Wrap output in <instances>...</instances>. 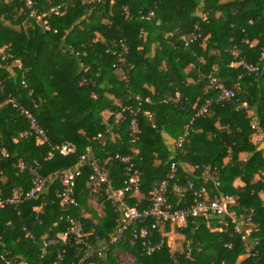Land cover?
Segmentation results:
<instances>
[{
  "label": "trees",
  "instance_id": "trees-1",
  "mask_svg": "<svg viewBox=\"0 0 264 264\" xmlns=\"http://www.w3.org/2000/svg\"><path fill=\"white\" fill-rule=\"evenodd\" d=\"M32 4L30 9L24 0L0 4V147L7 153L0 162V197L30 191V174L19 170L22 162L39 166L40 174L48 177L76 166L85 154L105 162L116 186L122 187L124 166L115 156L128 155L135 146L139 152L135 158L143 161V178L141 194L130 199L131 206H148L154 183L167 177L175 157L181 187L189 178L198 188L205 183L214 197L238 196L239 206L257 210L261 255L240 260L244 248L239 237L212 234L202 220H194L184 232L173 230L175 241L185 242L174 258L166 239L160 252L149 255L141 242L127 236L105 258L96 256L85 264H122L116 254L124 252L135 257V264H264V209L258 197L263 185L257 181L264 174V157L253 141L252 125L255 121L264 132V61L258 76H249L238 66L240 59L257 63L261 56L264 0H32ZM52 10L61 15L52 14L51 29L44 31L32 13ZM122 57L129 87L114 67ZM209 75L225 89L239 84L236 97L218 101L220 91L209 87ZM134 96L143 99L146 113L139 119L142 135L137 145L130 144L129 122L117 120L112 99L125 106L135 104ZM10 98L37 117L53 146L74 144L76 154L63 157L54 152L46 160L51 148L34 137H21L30 125L8 103ZM210 99L207 112L198 116ZM239 102L248 108L237 110ZM105 111L114 114L107 121ZM165 136L175 142L185 138L183 148L173 153ZM60 190L55 183L44 200L0 209V264H51L58 262L64 248L58 264H79L83 252L70 246L51 247L41 257L43 239L64 232L67 216L104 240L115 231L119 213L103 194L92 197L89 171L84 170L78 181L77 207L60 206ZM171 203L174 209L185 207L177 193ZM24 228L34 239L25 238ZM158 241L160 234L155 232L153 242ZM229 241L234 243L232 250L224 247Z\"/></svg>",
  "mask_w": 264,
  "mask_h": 264
},
{
  "label": "built area",
  "instance_id": "built-area-1",
  "mask_svg": "<svg viewBox=\"0 0 264 264\" xmlns=\"http://www.w3.org/2000/svg\"><path fill=\"white\" fill-rule=\"evenodd\" d=\"M6 0H0V4H3ZM100 2L101 0H92ZM26 7H32V0H24ZM37 21L40 23L44 31H49L50 18L52 14L60 16L61 13L58 10H52L49 13L38 15L36 11L32 13ZM150 17H154V13L149 14ZM191 42V41H187ZM255 43L250 44L253 47ZM122 55L128 54V48L126 41L121 42ZM237 57V55H236ZM264 61V46L262 48L261 56L257 63H249L244 59H240L238 66L249 76H258L262 70V63ZM126 61L122 57L119 65L114 66L121 74L123 80L126 82V86L129 87V80L125 72ZM209 87L220 91L218 101H231L236 97V92L239 90V84H236L233 88L225 89L223 84L216 79L213 75H209ZM25 85V83H23ZM176 97H180V93H176ZM134 103L121 105L116 103L118 112L115 113L117 120L124 119L129 122V142L132 145H137L140 141L142 131L140 128V116L146 114L143 111V99L140 96H134ZM8 103L13 106L14 109L20 111L21 115L29 122L30 131L25 132L21 137H34L41 144H47L52 153L46 160H51L54 152L59 153L63 157H69L77 152V148L74 144L63 143L61 145L53 146L47 136L46 131L40 126L38 119L29 110L21 107L14 98H10ZM212 104V100L206 101L204 107L199 111L198 116L204 115ZM246 103H240L237 106V110L247 109ZM249 113V112H248ZM114 115L110 113V117ZM253 128L255 130L254 137H259V142L256 144L259 146L260 151L264 157V132L257 128L255 121H253ZM101 137V136H99ZM185 138H181L176 142V149L183 148ZM173 152V153H174ZM231 152V149H229ZM139 154L138 149L134 146L130 154L122 156L116 155L115 159L124 166L122 187H117V181L114 180L109 169L106 167V163L102 162L99 158L85 154L81 156L78 164L72 168L64 171L56 172L55 174L43 177L40 174L39 166H33L29 163L22 162L19 165L21 172H27L31 176V189L26 194H21L18 191H13L10 197L2 199L0 197V209H4L9 206H17L25 200H44L46 194H48L49 186L55 183L61 185V190L58 192L57 197L60 202V206L77 207L76 190L79 179H81L84 170L89 171V184L91 187L92 197L103 194L109 204L117 210L118 218L116 219L115 231L110 235L107 240L101 239L95 232H87L85 224L78 221L75 218L67 216L66 218V230L59 233L54 239H43V246L40 250L41 257H45L51 247H75L83 252L82 258L79 264H85L91 261L97 256L99 259L106 257L110 248L116 247L119 243L125 242L127 236L135 241H139L147 254H156L160 252L167 240L168 246H170L168 240L172 238L173 230H179L184 232L194 220H202L206 229L212 234H221L227 236L230 240L237 237L240 238L244 253L239 257L240 260L256 259L261 255L258 232L260 230L257 220L259 218L258 212L254 208L241 207L238 204L239 197L237 196H225L214 197L211 192L204 185L199 188L195 183L187 178L185 187H181L180 182V165L172 157L169 172L164 180L156 181L153 185V189L147 199L148 206L143 209L133 207L130 204V199L134 196H140L142 185V159L135 158ZM7 157L6 151L0 147V162ZM231 161V157L228 158ZM0 175L2 173L0 172ZM213 180H216L218 173L215 172ZM211 176V177H212ZM207 180L208 177H205ZM205 180V181H206ZM257 181L263 185V188L258 192V197L261 200L262 208L264 209V174L257 177ZM173 193L180 195L181 203L185 205L184 208L174 209L171 203V196ZM92 200V198H91ZM25 238L34 239V236L24 228ZM155 232L160 234V241L153 242ZM171 236V237H170ZM171 247V246H170ZM226 249L232 250L234 243L232 241L226 242ZM66 253L65 248L59 250L58 262L63 261ZM171 258H174L176 251L171 250ZM122 254V253H121ZM124 254H130L124 252ZM54 262L51 264H58ZM22 264H28L26 261Z\"/></svg>",
  "mask_w": 264,
  "mask_h": 264
},
{
  "label": "rangeland",
  "instance_id": "rangeland-1",
  "mask_svg": "<svg viewBox=\"0 0 264 264\" xmlns=\"http://www.w3.org/2000/svg\"><path fill=\"white\" fill-rule=\"evenodd\" d=\"M17 63H15L16 65ZM18 65V64H17ZM248 116L250 118L253 117V113L252 112H249L248 113ZM254 123L252 122V125ZM260 138L259 137H253V141L256 143V142H259ZM246 156L245 155H242L241 156V160H245ZM228 161V160H227ZM40 209L37 208V212H39ZM171 237V236H170ZM170 246H171V250L173 251H182V248L183 246H185V242L183 239H180V241H175L174 237L172 236V238H169L168 240ZM176 242V243H175ZM117 256V259L122 263V264H135V257L132 255V254H124V253H119V254H116Z\"/></svg>",
  "mask_w": 264,
  "mask_h": 264
},
{
  "label": "crops",
  "instance_id": "crops-1",
  "mask_svg": "<svg viewBox=\"0 0 264 264\" xmlns=\"http://www.w3.org/2000/svg\"><path fill=\"white\" fill-rule=\"evenodd\" d=\"M256 44V42H254ZM191 69V67L188 69V71ZM190 83H193V80H190L189 81ZM112 99L114 100V104H116L118 101L117 99L113 98ZM149 100V99H148ZM103 118H104V121H107L108 118H110V111H105L103 114H102ZM165 140H166V144L169 146V149L170 150H173L175 148V140L172 139L171 137L169 136H165Z\"/></svg>",
  "mask_w": 264,
  "mask_h": 264
}]
</instances>
